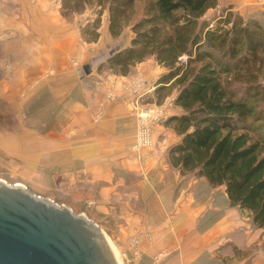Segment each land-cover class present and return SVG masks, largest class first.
Listing matches in <instances>:
<instances>
[{"label":"crops","instance_id":"obj_1","mask_svg":"<svg viewBox=\"0 0 264 264\" xmlns=\"http://www.w3.org/2000/svg\"><path fill=\"white\" fill-rule=\"evenodd\" d=\"M14 1L20 4L21 12L27 11L32 16L27 29L25 27L21 29L17 24L12 32L16 31L23 37L18 35L19 38H13L11 42L0 37L3 45L12 44L11 67L1 69L0 77L10 75L13 87L28 82L27 86L31 87L30 92L34 97H38L40 90H43V93L49 99L52 97L61 109L62 107L66 109L71 118L59 132L48 129L42 135L37 133L33 135L32 139L37 141L39 155L46 158L45 161L50 168L60 166L71 183L74 180L79 181L74 188L78 199L86 200L95 192L97 198L102 199V202L98 200L97 203H105L106 198L107 201L108 198L122 199L123 195L133 202H138L146 198L144 189L154 191L165 187L164 175L169 173L170 169H177L169 164L167 151L180 136L164 121L158 124L154 131L153 148L133 150L135 117L130 105L122 97L113 100L106 98L108 87L113 82L115 92L120 93V84L130 76L141 71L147 78L157 73L160 75L165 70L162 68L149 73L157 63L153 58H147L132 66L127 74L112 71L101 74L96 69L83 74L68 65V39L71 44L74 41L75 51L78 53L80 47L83 54L84 42L80 33L72 30L61 13L50 8L46 0ZM217 1L225 9L244 18L251 15L252 19L264 26L262 23L264 0ZM61 9L62 12L65 10L63 7ZM95 31L98 36L95 40H90L93 47L89 58L95 59L96 65L104 62L110 53L127 47L132 37L131 30H123L116 39L111 37L108 31L107 8L102 11L100 24ZM127 32L130 35L124 46H117L114 51L107 50L111 45H119L122 35H126ZM27 35L31 36L30 39L26 37ZM95 77L96 82H93ZM2 78L1 85L5 83ZM20 78H23L22 81ZM153 86L158 84L154 83L151 88ZM12 101L13 104L16 103L14 97ZM2 103L0 100V106ZM180 113L181 108L175 106L172 115ZM50 168L48 169L53 171ZM134 189H143V192L136 191L129 195V190ZM154 195V201L158 202L159 195L156 192ZM202 205L204 207V204ZM202 205L194 208L192 218L189 216L186 220L178 217L168 219L171 223L161 228L164 232L162 236L180 234L193 225L196 228L199 224L198 218L202 216L199 214ZM227 212L224 209L223 213H219L218 219L202 233L196 231L192 236L193 243L181 245V240L175 247L173 245L174 248H162L163 252L170 254L166 253V256L164 255L161 260H155L153 264H264L263 248H220L222 240L230 239L228 236L240 232L238 229L241 228L239 219ZM246 236L249 237L248 241L253 240V234ZM234 243L238 242L234 239ZM248 250L251 253L244 255Z\"/></svg>","mask_w":264,"mask_h":264},{"label":"trees","instance_id":"obj_2","mask_svg":"<svg viewBox=\"0 0 264 264\" xmlns=\"http://www.w3.org/2000/svg\"><path fill=\"white\" fill-rule=\"evenodd\" d=\"M95 1L107 8L113 38L128 25L133 34L105 59L106 68L127 74L152 57L165 69L156 93L166 84L178 87L173 102L182 113L165 120L180 136L168 148L169 163L222 187L228 205L247 211L264 234V26L225 8L210 26L201 18L217 0ZM137 2L142 14L132 20ZM92 26L95 40L98 20Z\"/></svg>","mask_w":264,"mask_h":264},{"label":"rangeland","instance_id":"obj_3","mask_svg":"<svg viewBox=\"0 0 264 264\" xmlns=\"http://www.w3.org/2000/svg\"><path fill=\"white\" fill-rule=\"evenodd\" d=\"M76 1L46 0V4L52 9H57L72 27V30H77L83 38V54H81L80 47L78 53L75 51L74 41L71 44V41L67 40L69 67H74L83 74L85 73L84 65L89 66V72L96 69L101 74L108 71L119 73L106 68L104 62L96 65V60L92 57L89 58L93 47L90 44L93 35L92 25L96 20H98V25L100 24L102 11L106 9V6L98 5L95 0H80L78 4ZM142 6V2L136 3L132 20L141 16ZM62 7L65 9L63 12ZM19 11L20 4L16 1L0 0V37L7 38L8 42H11L13 38L22 36L16 31H14L15 34L12 33L17 24L21 26V29L23 27L27 29L28 23L31 21V13ZM204 15L201 20L209 22L215 17L214 10H208ZM245 18H251V15ZM262 23L264 24V20ZM85 26L88 28L85 29ZM124 30H130V25L126 26ZM129 35V32L126 35L123 34L119 45H111L107 50L114 51L117 46H124L123 44L127 42ZM26 37L31 36L27 35ZM68 38H70V34ZM11 54L12 44L3 45L0 42V70L11 67ZM101 64L102 67L99 69ZM162 68L165 70L158 64L154 65L149 73L159 71ZM138 73L144 76L147 86L151 87L163 72L160 75L159 73L149 75L147 78L141 71ZM157 76L159 77L156 79ZM259 78L264 84V73ZM3 79L5 83L0 84V100L3 101L0 106V179L10 184H21L31 192L48 197L58 204L67 205L75 214H83L91 219L102 229L119 264H153L155 260H161L164 255L170 254V252H163L162 248H172L173 245L175 247L181 240V245L193 243L192 236L196 231L202 233L205 228L210 227L224 209L239 219L241 228L238 229L240 232L230 234L228 236L230 239L222 240L220 248H264L262 229L253 225L250 214L236 206H229L222 187L211 188L204 178L196 177L191 172H180L175 168L170 169L169 173L164 175L166 186L154 189V191L144 189L146 198L140 199V202H133L123 195L122 199L108 198L110 202L107 203L106 198L105 203H97L98 200L102 202V199H98L95 192L86 200L78 199L74 188L79 181L74 180L71 183L67 180V174L61 170L60 166L50 168L45 161L46 158L39 155L37 141L32 139L34 134L42 135L48 129L59 132L64 125L66 126L70 122L71 118L68 111L63 107L61 109L52 97L49 99L43 90H40L38 97H34L30 92L31 87L27 86L28 82L19 87H13L10 75L3 77ZM22 79L20 78L21 81ZM95 80L96 77L92 81L96 82ZM156 87L153 86L151 91L146 92L141 97L142 104L158 103V100L164 101L167 98V101H170V98H174L178 91L176 85L166 84L157 94ZM13 97L16 99L15 105L12 101ZM171 105L168 116L172 115L173 108L176 106L174 103ZM259 107L264 115V102L260 103ZM166 119L160 120L154 131H156L158 124L163 123ZM259 126L261 132L264 133V118ZM154 131V144L141 149L155 146ZM132 149L135 150L133 146ZM136 191L140 193L143 192V189L129 190V195ZM155 192L159 195L158 202L154 201L153 198ZM199 205H202V208L198 213L202 216L198 218L199 224L196 225V228L193 225L184 229L180 234L162 236L164 232L161 228L171 223L172 218L178 217L181 220H186L189 216L192 218L194 208ZM195 221L197 223V220ZM247 234H253V240L248 241ZM234 239L238 243H234ZM250 253L251 251L248 250L244 255L247 256Z\"/></svg>","mask_w":264,"mask_h":264},{"label":"water","instance_id":"obj_4","mask_svg":"<svg viewBox=\"0 0 264 264\" xmlns=\"http://www.w3.org/2000/svg\"><path fill=\"white\" fill-rule=\"evenodd\" d=\"M83 70L88 74L89 66ZM0 264L119 263L91 219L0 179Z\"/></svg>","mask_w":264,"mask_h":264},{"label":"built area","instance_id":"obj_5","mask_svg":"<svg viewBox=\"0 0 264 264\" xmlns=\"http://www.w3.org/2000/svg\"><path fill=\"white\" fill-rule=\"evenodd\" d=\"M223 9L224 7L221 3L217 1L213 8L215 17L211 19L210 25L214 23L215 19L223 16L225 11H223ZM186 59V55H181L178 58V63L183 64L186 62ZM113 84L114 82L109 85L106 98L108 100H113L122 97L126 103L130 105L131 111L135 117V142L133 148L139 150L143 147L152 146V144H154L153 131L155 126L160 120L167 118L170 113L169 107L174 103V98H170V101H167V98L158 103L142 104L140 101L141 97L153 88L147 86L146 80L141 73L130 76L127 80L122 82L120 84V93L115 92Z\"/></svg>","mask_w":264,"mask_h":264}]
</instances>
